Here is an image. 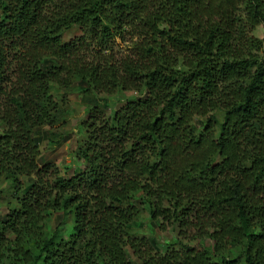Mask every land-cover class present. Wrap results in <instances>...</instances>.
Listing matches in <instances>:
<instances>
[{
    "label": "trees",
    "instance_id": "obj_1",
    "mask_svg": "<svg viewBox=\"0 0 264 264\" xmlns=\"http://www.w3.org/2000/svg\"><path fill=\"white\" fill-rule=\"evenodd\" d=\"M77 82L125 98L88 110L68 175L42 145ZM0 178V264H264V0H0ZM145 204L164 252L131 230Z\"/></svg>",
    "mask_w": 264,
    "mask_h": 264
},
{
    "label": "rangeland",
    "instance_id": "obj_2",
    "mask_svg": "<svg viewBox=\"0 0 264 264\" xmlns=\"http://www.w3.org/2000/svg\"><path fill=\"white\" fill-rule=\"evenodd\" d=\"M77 29L73 28L67 33V39L76 34ZM86 87L81 83H75L69 92V96L65 101L66 123L60 128V133L65 140L60 145L52 144L50 141L45 140L42 145L43 155L48 161H53L58 165L66 174L73 175L78 169L83 167V161L77 156L78 143L83 139L84 132L81 127L82 121L87 118L88 110L94 105L99 104L104 108L108 115L120 106V101L124 100V96L117 94L116 96H108L99 93H86ZM52 94L57 99H62L64 91L57 86L52 89ZM126 97L131 98L130 94H124ZM124 97V98H123ZM22 181L26 184L29 180L23 178ZM13 185L9 180L0 178V216H2L8 209L15 203L12 196ZM141 215L132 223V232L136 234L146 233L156 239L157 246L160 251L164 252L168 246L176 242V233L173 227L167 230L158 229L155 223L149 216L148 205L145 204ZM74 226V216L63 210H57L49 217L45 223V236H50L57 228L60 230L62 238L67 239L72 233ZM205 243L212 248V242L208 239L204 240ZM200 242V241H199ZM231 257L239 254L237 249L229 252ZM129 259L137 263L136 258L132 256V252L127 250ZM4 264H16L13 259L6 258Z\"/></svg>",
    "mask_w": 264,
    "mask_h": 264
}]
</instances>
